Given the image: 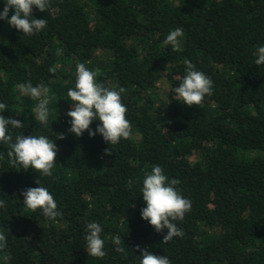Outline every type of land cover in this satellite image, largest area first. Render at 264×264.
I'll return each instance as SVG.
<instances>
[{
    "label": "trees",
    "instance_id": "16d2710c",
    "mask_svg": "<svg viewBox=\"0 0 264 264\" xmlns=\"http://www.w3.org/2000/svg\"><path fill=\"white\" fill-rule=\"evenodd\" d=\"M4 6L0 0V12ZM33 16L47 26L31 36L0 20V102L7 105L0 115L24 124L9 126L13 142L17 134L53 141L57 162L51 177H39L11 166L9 146L0 144V232L8 242L0 264H140L137 245L171 264H264V65L255 64L264 0H50ZM177 27L184 35L173 51L164 40ZM185 60L213 81L203 107L175 100ZM77 63L99 69L105 87L125 90L129 139L109 145L99 133L68 131ZM160 77L168 83L163 98ZM29 81L50 90L47 126L35 118L38 100L18 89ZM156 165L191 201L174 222L183 238L167 243V229L157 233L141 216L143 180ZM38 179L62 213L55 219L23 204L21 193L39 187ZM90 222L103 228V259L87 253ZM116 237L127 255L115 251Z\"/></svg>",
    "mask_w": 264,
    "mask_h": 264
},
{
    "label": "clouds",
    "instance_id": "9594fccd",
    "mask_svg": "<svg viewBox=\"0 0 264 264\" xmlns=\"http://www.w3.org/2000/svg\"><path fill=\"white\" fill-rule=\"evenodd\" d=\"M40 12L48 11L50 0H5L3 11L0 12V20L7 23L24 35L31 36L41 32L47 26L46 19H37L33 16V8ZM12 15L9 19V11ZM183 29L177 27L171 30L164 40L165 45H171L173 51H179L183 37ZM256 65H264V46L257 48ZM185 75L179 86L172 89L175 100L182 102L188 107H203L206 96L213 95V81L201 71L196 70L194 64L185 60ZM99 69L89 70L85 64L77 63L75 87L69 88L67 96L73 102L67 116L71 127L69 132L81 137L88 132L90 137L97 133L102 135L104 141L109 145L118 144L121 139H129L132 134V126L126 118L127 107L122 103L121 94L125 91L109 89L102 83L97 82L96 77ZM50 73H55L56 68L50 67ZM21 93L30 96L38 103L33 109L35 118L40 124L47 126L50 110V90L43 84L33 86L29 81L18 85ZM7 110V105L0 102V112ZM99 120L95 131L91 129L93 121ZM9 126L13 129H21L24 124L14 118H5L0 115V144L9 146L7 155L11 166H22L23 170L32 169L43 177H51L57 162L58 148L56 144L44 135L24 136L17 134L13 142V135L9 133ZM59 134L58 139H64ZM105 155H111L112 149H105ZM35 183L39 187H29L21 194L24 197L23 204L32 212L39 210L45 217L55 219L62 215L58 211V205L53 195L46 187L41 186L40 179ZM132 183L131 180L128 181ZM179 184L176 179L169 180L163 169L156 165L151 172L145 175L141 190L146 207L141 209L142 219L147 221L157 233L167 234L163 237V243L171 241L174 237L183 238L184 232L178 228L175 221H182L185 214L191 210V201L185 198L175 187ZM0 208H6L3 200H0ZM87 253L92 257L103 259L107 253L104 250L105 241L101 238L103 228L97 222L86 225ZM6 235L0 232V249L7 247ZM118 245L116 252L127 255L124 247L120 245V237L115 238ZM140 251V264H171L168 257L156 255L147 248Z\"/></svg>",
    "mask_w": 264,
    "mask_h": 264
},
{
    "label": "rangeland",
    "instance_id": "374dc122",
    "mask_svg": "<svg viewBox=\"0 0 264 264\" xmlns=\"http://www.w3.org/2000/svg\"><path fill=\"white\" fill-rule=\"evenodd\" d=\"M158 89H159L158 91H159L160 98H163V97H166L167 96L168 83L164 79V77H160V79L158 81Z\"/></svg>",
    "mask_w": 264,
    "mask_h": 264
}]
</instances>
